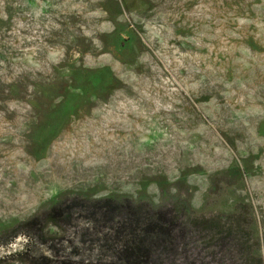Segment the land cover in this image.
I'll return each mask as SVG.
<instances>
[{"label":"rangeland","instance_id":"1","mask_svg":"<svg viewBox=\"0 0 264 264\" xmlns=\"http://www.w3.org/2000/svg\"><path fill=\"white\" fill-rule=\"evenodd\" d=\"M0 264H264V0H0Z\"/></svg>","mask_w":264,"mask_h":264},{"label":"trees","instance_id":"2","mask_svg":"<svg viewBox=\"0 0 264 264\" xmlns=\"http://www.w3.org/2000/svg\"><path fill=\"white\" fill-rule=\"evenodd\" d=\"M55 217H54V213L53 212H51L49 215H48V217H47V222L48 223H52V224H58V222H57V220L56 219H54ZM29 250H30V247H28V249H26V253H28L29 252Z\"/></svg>","mask_w":264,"mask_h":264}]
</instances>
